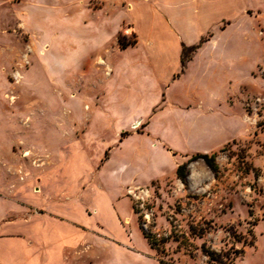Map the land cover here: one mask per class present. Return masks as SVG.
Returning a JSON list of instances; mask_svg holds the SVG:
<instances>
[{
	"label": "rangeland",
	"instance_id": "374dc122",
	"mask_svg": "<svg viewBox=\"0 0 264 264\" xmlns=\"http://www.w3.org/2000/svg\"><path fill=\"white\" fill-rule=\"evenodd\" d=\"M153 9L170 80L135 48ZM199 153L217 173L182 182ZM23 190L91 215L62 264H264V0H0V193Z\"/></svg>",
	"mask_w": 264,
	"mask_h": 264
},
{
	"label": "crops",
	"instance_id": "0c3cea01",
	"mask_svg": "<svg viewBox=\"0 0 264 264\" xmlns=\"http://www.w3.org/2000/svg\"><path fill=\"white\" fill-rule=\"evenodd\" d=\"M148 17L146 14L139 22L132 19V29L137 35L135 48L142 49L138 51L142 54L141 59L152 67L154 75L157 72L170 80L177 69L180 46L177 50L172 46V52L167 46L158 45L156 9H153L151 18ZM214 21L208 15L200 14L198 22L208 26ZM171 59L175 61L171 71L161 73L156 70V64ZM21 192L24 193L22 201L15 195L0 193V264H62L63 253L81 237L82 227L90 224L88 218L91 215L79 209L48 205V197L44 195L39 197L25 190ZM113 211L117 219V212Z\"/></svg>",
	"mask_w": 264,
	"mask_h": 264
},
{
	"label": "trees",
	"instance_id": "16d2710c",
	"mask_svg": "<svg viewBox=\"0 0 264 264\" xmlns=\"http://www.w3.org/2000/svg\"><path fill=\"white\" fill-rule=\"evenodd\" d=\"M120 44L122 45V47L126 46V44H122V43H120ZM192 49H194V47H192ZM196 159L203 160L206 163V165L212 170L213 173H217L218 164L216 162V154L215 153H213V154L199 153V154H196L193 157H191V159L188 162H185V163L178 166L176 173H177L178 178L182 182L186 181L189 162L196 160Z\"/></svg>",
	"mask_w": 264,
	"mask_h": 264
}]
</instances>
